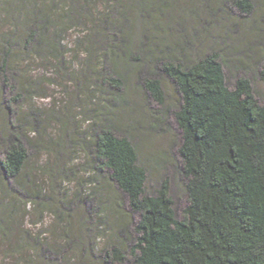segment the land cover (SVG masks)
Returning a JSON list of instances; mask_svg holds the SVG:
<instances>
[{"label": "trees", "instance_id": "trees-1", "mask_svg": "<svg viewBox=\"0 0 264 264\" xmlns=\"http://www.w3.org/2000/svg\"><path fill=\"white\" fill-rule=\"evenodd\" d=\"M101 1L103 8L99 12L92 0H0V19L14 22L13 34L0 33V238L8 244V261L264 264V106L254 97L249 77H237L233 88H228L223 69L227 63L221 52L205 49L210 41H217L210 32L211 26L217 25L215 21H222L220 27L246 21L254 0ZM232 7L241 14L231 17ZM129 9L133 16L128 14ZM187 11L205 16L198 18L193 30L198 37H202L199 30L205 31V41L192 53L183 47L174 52L170 47H179L180 38L170 27V16ZM86 25L90 26L89 33L74 43L85 46V66L95 69L89 65L101 62L93 84L95 89H113L110 105L120 101L131 79H136L137 85L160 106L164 95L159 77L175 87L179 104L173 117L181 135L177 154L186 194L180 219L175 215L169 181L163 180L154 194H146V171L138 163L134 139L128 136L129 131L117 130L110 119L93 122L96 113L87 119L91 125L76 145L85 154L84 167L92 172L91 179L99 184L97 192L88 197L79 191L70 199L45 197L41 188L32 187L29 177L22 176L29 152L43 148L32 144L26 134L27 127L38 132L42 114L30 110L20 120L19 102L36 91L34 85H20L15 61L33 54L56 57L63 33L72 26ZM15 26L21 29L17 37ZM164 36L171 39L170 43ZM141 60L153 65L143 77L136 73V64ZM110 61L120 62L125 74L112 69L107 73ZM67 76L75 80L73 73ZM258 79L264 85V57ZM87 84L85 75L77 87ZM69 113L65 110L53 114L60 125L61 138L47 143L46 151L67 156L73 142L70 132L76 129ZM61 167L58 164L56 171L70 172ZM104 185L125 198L130 215L137 220L131 224L132 235L123 242L97 248L94 224L100 227L102 214L109 208H118L113 199L105 198ZM29 203L37 208L39 217L49 210L64 223L62 239L51 241L41 232L24 228L17 215ZM14 234L15 246L11 242ZM118 235L125 237L122 229ZM61 240L63 245H59Z\"/></svg>", "mask_w": 264, "mask_h": 264}, {"label": "rangeland", "instance_id": "rangeland-1", "mask_svg": "<svg viewBox=\"0 0 264 264\" xmlns=\"http://www.w3.org/2000/svg\"><path fill=\"white\" fill-rule=\"evenodd\" d=\"M92 1L95 9L100 12L103 8L102 1ZM130 1L136 2L137 0ZM142 6L145 7V4L143 3ZM232 10L234 15L231 17L235 18L241 14L234 7ZM128 14L133 16V10L129 9ZM203 16L196 11L193 13L189 11L172 13L170 27L180 38V42L179 47L174 45L170 49L180 52V47H183L186 52L192 53L199 48L205 41L203 37L206 33L199 30L202 37H198L193 34V30L196 29L198 18H203ZM213 20L215 21V19ZM245 20L240 24L226 23L220 27L218 24L222 21L217 19L215 21L217 25L213 24L210 28V32L217 41H210L209 48L205 47V49L206 51L221 52L222 58L229 66L225 64L223 68L228 88H233L237 77L247 76L251 79L254 97L261 106H264V85L258 79L260 64L264 57V0H254L253 11ZM0 24H3V27H0V33L9 36L13 34V21L1 18ZM139 26L142 27V23H139ZM16 29L18 31H15L14 36L17 37L21 34V29L15 26ZM67 31L63 33L60 40V53L56 54V57L48 58L44 55L33 54L15 61L16 67L20 71V75L17 76L20 85L24 88L34 85L33 88L36 91L35 94L32 93L25 100L21 99L19 102L17 110L20 120H24L30 110L42 114L38 132H33L31 127H27L26 134L31 143L38 144L37 148L42 145L43 148L29 152L28 162L22 174L23 178L29 177L32 187L41 188L45 197L57 198L60 196L70 199L79 191L88 197L97 192L99 184H95V181L91 179L92 172L84 167L85 154L76 145L77 140H80L79 136L85 134L91 125L87 119L96 113L93 122L99 124L110 119L111 124H114L117 130L121 133L129 131L128 136L134 139L138 163L146 171V194H154L163 180L169 181L170 195L175 204V215L177 219H180L181 213L186 207V194L181 162L177 154L181 135L173 117L179 104V96L174 85L164 77H159L164 95L163 105L160 106L145 94L137 85L136 79H131L122 92L120 101L110 105L109 102L114 96L110 90L113 89H95V84H93V77L102 67L101 62L95 61L89 65L95 69L85 66V46H78L74 43L78 37L87 36L90 26H72ZM166 38L170 43L171 39ZM139 53L142 55L141 50ZM59 55H61V59L58 58ZM101 56L99 55V57ZM122 66L118 61L115 63L110 61L105 71L109 73V70L112 69L123 75L125 73H123ZM152 66L148 61L141 60L136 64V73L143 77ZM67 73H73L75 80L68 78ZM85 75L88 76V84L84 87L85 89L83 86H80L79 89L77 83ZM7 92L9 93V90ZM9 96L11 97L10 94ZM65 110L66 113L70 111V116L74 117L76 129L70 132V127H68V133L70 132L73 142L68 146L67 156H62L61 153L46 151L44 146L47 143L60 141V125L54 119L53 114L65 113ZM58 118L60 117L58 116ZM116 134L121 136L119 132ZM63 151L66 153L65 148ZM58 158H64V160L60 163L57 161ZM58 164L70 172L68 174L67 171L57 172L55 168ZM52 182H56L57 186L52 185ZM104 187L105 198L113 199L118 208H114V210L109 208L102 214L104 218L100 227L94 224V228L96 227L98 231L95 238L97 248L117 244L118 241L123 242L126 236L128 238L132 235L131 224L133 225L137 220V217L130 215L125 198L113 187L109 185H104ZM106 205L113 204L107 203ZM18 217L21 222H24V228L33 233L41 232L43 237L49 238L51 241L63 238L64 223L57 221L49 210L43 211L41 218L37 208L29 203L24 208H20ZM120 229L124 231L125 237L118 235ZM16 239V234H14L11 242L14 243ZM16 244L14 243L13 246ZM59 245H63V240L59 241ZM7 248L8 244L0 238V264L12 263L5 256Z\"/></svg>", "mask_w": 264, "mask_h": 264}]
</instances>
